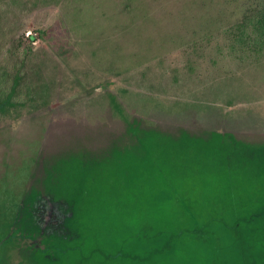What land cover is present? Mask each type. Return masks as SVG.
Wrapping results in <instances>:
<instances>
[{"label": "rangeland", "instance_id": "obj_1", "mask_svg": "<svg viewBox=\"0 0 264 264\" xmlns=\"http://www.w3.org/2000/svg\"><path fill=\"white\" fill-rule=\"evenodd\" d=\"M263 5L0 0V74L23 75L0 112V264H264V209L242 255L206 233L215 192L187 167L264 144V52L234 34Z\"/></svg>", "mask_w": 264, "mask_h": 264}, {"label": "trees", "instance_id": "obj_2", "mask_svg": "<svg viewBox=\"0 0 264 264\" xmlns=\"http://www.w3.org/2000/svg\"><path fill=\"white\" fill-rule=\"evenodd\" d=\"M259 11L250 24L242 23L238 26L239 31L236 30L234 33L236 43L256 54L264 52V5ZM30 38L34 39L33 36ZM18 66L14 64L13 68L9 70H1L0 112L16 106L15 102L20 100L18 94L23 75L21 66ZM9 82L12 86L8 84ZM6 88L9 90L6 91ZM209 150L205 149V151ZM207 154L212 158L205 160V163L190 159L187 164L189 173L194 176L201 174V182L212 187L215 192L209 195L211 211L204 216L207 221H202V225L206 233L210 232L209 229L213 232L214 227L219 232L215 233L219 238L222 237L221 233L225 239L230 236L229 241L236 244L238 252L240 251L244 255L250 243L242 234V230L248 229V223L253 213L261 208L264 209V192L262 191L264 188V144L240 142L239 140V142L228 146L224 145V147L214 149ZM198 211L200 213V209ZM22 214H24V210L20 209L19 216ZM200 215L203 217L201 213ZM80 246L74 245L69 250L80 251L78 250ZM261 248L256 252L257 255L263 252ZM69 250L62 249V253H67Z\"/></svg>", "mask_w": 264, "mask_h": 264}]
</instances>
